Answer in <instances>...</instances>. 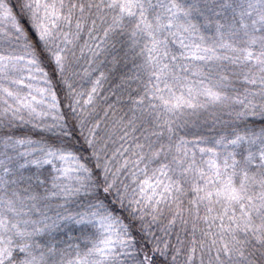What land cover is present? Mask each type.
<instances>
[{"label":"snow or ice","instance_id":"1","mask_svg":"<svg viewBox=\"0 0 264 264\" xmlns=\"http://www.w3.org/2000/svg\"><path fill=\"white\" fill-rule=\"evenodd\" d=\"M0 264H264V0H0Z\"/></svg>","mask_w":264,"mask_h":264}]
</instances>
